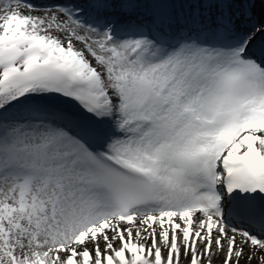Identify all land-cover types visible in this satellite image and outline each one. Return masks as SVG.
Here are the masks:
<instances>
[{
  "label": "snow or ice",
  "instance_id": "6c2138e0",
  "mask_svg": "<svg viewBox=\"0 0 264 264\" xmlns=\"http://www.w3.org/2000/svg\"><path fill=\"white\" fill-rule=\"evenodd\" d=\"M258 38L264 0H0V264H264Z\"/></svg>",
  "mask_w": 264,
  "mask_h": 264
},
{
  "label": "bare ground",
  "instance_id": "6f19581e",
  "mask_svg": "<svg viewBox=\"0 0 264 264\" xmlns=\"http://www.w3.org/2000/svg\"><path fill=\"white\" fill-rule=\"evenodd\" d=\"M35 2V4L37 6H44V5H51L53 3L56 2V0H33ZM36 14V13H34ZM260 17V12H259V7L257 8V14H256V18L255 20L253 21L254 23H258L259 21V18ZM249 27H251V25H249ZM260 42H263V38L260 39ZM76 47L77 48H80L82 47V45H80L79 43L76 44ZM67 104V107L70 108V109H73L74 110V102H69V103H66ZM65 106V105H63ZM214 264H219V261L218 260H215L214 259ZM253 264H257L256 261H253Z\"/></svg>",
  "mask_w": 264,
  "mask_h": 264
}]
</instances>
